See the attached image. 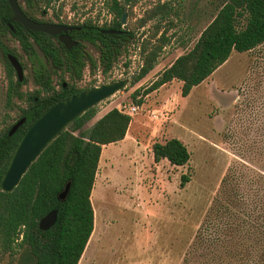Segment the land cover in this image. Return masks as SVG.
<instances>
[{"label": "rangeland", "instance_id": "1", "mask_svg": "<svg viewBox=\"0 0 264 264\" xmlns=\"http://www.w3.org/2000/svg\"><path fill=\"white\" fill-rule=\"evenodd\" d=\"M115 1L125 9L124 28L134 31L135 40L107 75L85 68L77 86L96 87L123 79L129 83L95 106V116L84 129L103 111L115 108L128 114L136 106L131 98L135 90L140 91L137 99L141 98L142 105L130 115L126 140L103 151L110 159L98 165L90 197L94 228L80 264H185L212 210L225 220L235 214L242 219L249 205L264 197V44L251 52H233L186 97L181 96L179 81L143 96L162 70L192 48L209 21L210 2L216 0ZM164 3L169 12H159L157 7ZM41 5L45 20L54 21V14H59L65 22L90 19L101 25L113 17V0H54ZM152 13L153 18L149 17ZM161 34L168 43L153 70L132 84L143 63L142 44L146 43L148 51ZM3 44L18 52L13 40H3ZM37 57L43 64L39 53ZM24 62L23 85L18 90L27 93L39 89L34 74L40 64ZM11 78L16 81L15 73ZM59 80V75L53 76V85ZM8 88V67L0 48V132L26 106L24 101L9 100ZM170 139L186 146L190 154L186 165L153 162V144ZM183 174L189 181L181 188ZM218 227L222 233L223 226ZM19 240L11 249L0 247V264H36L27 248L18 245Z\"/></svg>", "mask_w": 264, "mask_h": 264}, {"label": "trees", "instance_id": "2", "mask_svg": "<svg viewBox=\"0 0 264 264\" xmlns=\"http://www.w3.org/2000/svg\"><path fill=\"white\" fill-rule=\"evenodd\" d=\"M26 1L31 5L33 0ZM45 3L47 5L49 1ZM210 5L213 10L209 13V21L199 32L192 48L164 69L143 91V96L176 80L182 83L181 96L186 97L194 87L202 84L222 66L233 52H251L264 44V0H216ZM157 8H160L159 12L170 11L166 3ZM41 9L40 2V15ZM124 10L113 0L110 7L113 24L104 29L118 30ZM154 16L155 13H152L149 17ZM55 17L59 18V14H55ZM11 18L8 3L0 0V47L8 67L7 97L26 103L25 108H20L17 119L0 132V182L13 151L27 129L55 104L95 87L77 86L85 68L92 74L100 71L102 75H107L128 45L135 40L133 30L122 35L101 34L98 29L89 28V22L82 26L81 31L73 32V35L75 40H85L93 45L97 54L95 58L81 43L67 50L58 42L54 43L48 35L28 32L51 66L50 69L40 66L34 77L39 89L24 94L18 90L22 83L12 82L14 71L6 59V54H16L1 43L3 38L10 35L20 41L23 39V46L29 47L28 39L20 37L21 32H27L12 22ZM153 37H156V33ZM167 43L168 38L161 34L148 51L146 43L142 44V67L132 84L153 70ZM57 75L60 80L55 86L52 76ZM65 77L69 81L66 82ZM139 95V90L131 95L136 106L142 105L141 98L137 99ZM94 116L95 107L74 120L30 165L12 192L0 190V247L11 249L20 239L18 245L27 248L36 264L81 263L94 228L90 196L102 147L122 141L131 122L129 114L114 108L90 128L84 129ZM22 118H25L24 123L9 135L12 126ZM151 154L154 163L167 160L176 167L186 165L190 158L186 146L177 139L153 144ZM188 181L187 174L181 175L180 187H184ZM67 184V197L64 202H59L57 196ZM258 199L243 212L245 216L242 219L236 218L235 214L228 215L229 220H225L224 215L212 210L206 224L197 234L185 264H264L263 195ZM52 210H57L55 224L49 230L41 231L38 228L39 220ZM220 225L223 226L222 233L218 227Z\"/></svg>", "mask_w": 264, "mask_h": 264}, {"label": "water", "instance_id": "3", "mask_svg": "<svg viewBox=\"0 0 264 264\" xmlns=\"http://www.w3.org/2000/svg\"><path fill=\"white\" fill-rule=\"evenodd\" d=\"M10 10L13 14L12 21L21 24L26 30L32 32H42L49 35H64L59 37L61 43L66 48L75 45L68 35L67 31L72 28L50 23H37L28 19L21 11L17 0H7ZM122 23H125V14L122 16ZM103 33H117L114 31H104ZM8 61L16 73L19 82L23 81V71L12 55H8ZM129 83L128 79L112 81L93 88H89L73 96H70L55 104L45 111L25 132L13 151L5 172L1 177L0 190L4 193H10L18 185L23 175L27 172L30 165L35 162L43 150L55 140L61 132L74 120L83 115L86 111L94 108L99 103L109 99L116 93L124 89ZM25 118L20 119L10 129L9 135H12L24 123ZM69 191V184L58 194L57 200L64 202ZM57 210L48 212L38 222V228L41 231L49 230L56 222Z\"/></svg>", "mask_w": 264, "mask_h": 264}, {"label": "flooded vegetation", "instance_id": "4", "mask_svg": "<svg viewBox=\"0 0 264 264\" xmlns=\"http://www.w3.org/2000/svg\"><path fill=\"white\" fill-rule=\"evenodd\" d=\"M44 1V4L46 5V1H49V4H47L46 6L50 5L52 1L54 0H42ZM41 0H33L32 1V4H28L26 0H17V3L21 9V11L23 12V14L30 20L34 21V22H37V23H50V24H57V25H62V26H67V27H70L72 28L71 30L67 31L66 35H68L70 37V39L75 42V45H73L71 48H66L65 45L63 43L60 42L59 40V37L64 35V33H60L59 35H49V34H46V33H43L45 35H48L50 37H52V41L54 43L58 42L59 44H61L65 49L67 50H70L74 47H76L79 43H81L82 45L85 46L86 50L89 51L90 54H92V52L94 51L95 52V49L93 47V45H91L90 42L88 41H85V40H75L74 38V35H73V32H78V31H81L82 29V26H84L85 24H89L90 22V26L89 28H96L100 31L101 34H110V33H103L104 31H114V32H121L120 34H117V33H113V34H117V35H122L123 33L127 32V30H125V25H126V17H127V13L125 11L122 12L121 14V17L119 19V29L118 30H106L104 29V27H109L113 24V17L112 19L108 22V23H103L101 25L97 24L96 22L90 20V19H86L84 20L83 22L79 23L78 21L77 22H65L62 18H56L55 17V14H54V17H55V20L54 21H51V20H45L44 17L46 15V11L44 9H41V15L38 14V4L40 2H42ZM56 1H61V0H56ZM7 2V0H6ZM39 2V3H38ZM9 6V5H8ZM10 8V7H9ZM43 8V6H42ZM12 13V12H11ZM123 14H125V23H122V16ZM13 16V14H12ZM35 18V19H33ZM11 21H12V18H11ZM13 22V21H12ZM15 23V22H14ZM18 24L24 31H26L27 33H20V37L21 38H27L28 39V42H29V47L28 48H25L23 46V43H22V40L20 41L19 39L17 38H12L10 35H8L7 37L3 38L2 39V46H5L3 44V40L7 41V40H13L16 44H17V48H18V52H15L16 56L15 55H12V54H6V59L8 60V55H12L16 58V60L18 61V63L20 64L21 68H22V71H23V80H24V72H25V68H26V65H25V62H24V59L25 60H33V62H35V64H38L39 62V68L41 65H44L45 67L48 66L47 69H50V64L51 62L48 60V58L45 56V54L40 50V48L38 47V45L36 44L35 42V39L32 35H30L28 32H31V33H38V32H32L30 30H26L21 24L19 23H16ZM8 27L9 29L11 30V32H13L14 30L12 29L11 25L8 24ZM42 33V32H41ZM1 46V45H0ZM7 47V46H5ZM1 48V47H0ZM9 48V47H7ZM39 53L40 55V58L43 59V64L42 62L38 61V57H37V54ZM93 55V54H92ZM4 56V54H3ZM9 62V61H8ZM10 64V63H9ZM12 68V67H11ZM38 68V69H39ZM13 69V68H12ZM37 69V70H38ZM36 70V71H37ZM14 71V70H13ZM15 73V71H14ZM36 74V72H35ZM35 74H34V77H35ZM16 75V73H15ZM12 77V76H11ZM12 79V78H11ZM52 79H53V76H52ZM16 81H18L17 79V76H16ZM15 82V81H14ZM23 82V81H22ZM22 82H19V83H22ZM23 85V83H22ZM21 85V86H22ZM20 86V87H21ZM19 88V87H18ZM20 92V91H19ZM22 93V92H21ZM25 94V93H24ZM18 100V99H17ZM22 101V100H20ZM25 102V101H24ZM25 108V107H24ZM19 121V120H18ZM17 121V122H18ZM14 126V125H13ZM12 126V127H13ZM17 242V241H16Z\"/></svg>", "mask_w": 264, "mask_h": 264}, {"label": "crops", "instance_id": "5", "mask_svg": "<svg viewBox=\"0 0 264 264\" xmlns=\"http://www.w3.org/2000/svg\"><path fill=\"white\" fill-rule=\"evenodd\" d=\"M171 64H172V63H170V64L167 66V68H168ZM165 69H166V68H165ZM162 71H163V70H162ZM173 81H176V80H173ZM173 81H171L170 83H167V84L161 86L159 89H157V90H155V91H159V90L162 89L163 87H166L167 85H170ZM180 83H181V82H180ZM181 85H182V83H181ZM153 92H154V91H153ZM108 111H110V110H107V111H103V112H101V113L99 114L97 120H98L99 118H101L104 114H106ZM97 120H96V121H97ZM130 123H131V122H130ZM128 128H129V127H128ZM127 137H128V130H127V133H126L124 139H123L122 141H119V142L113 144V145H119V144H122V143L126 140ZM110 145H112V144L104 145V146L102 147V151H101V155H100V159H99V163H98V165L100 164V162H101L102 159H104V158H109V157H110V156H107V155H104V154H103V153H104L103 151H104L105 147L110 146ZM121 148H122V146L119 148V153L122 152ZM109 159H110V158H109ZM97 170H98V169H97ZM96 173H97V172H96ZM90 197H91V196H90Z\"/></svg>", "mask_w": 264, "mask_h": 264}, {"label": "built area", "instance_id": "6", "mask_svg": "<svg viewBox=\"0 0 264 264\" xmlns=\"http://www.w3.org/2000/svg\"><path fill=\"white\" fill-rule=\"evenodd\" d=\"M124 108H125V107H124ZM138 109H139L138 106H133V107H131V108L129 109L128 114H129V115H133V114H135V113L138 111ZM124 113H125V112H124Z\"/></svg>", "mask_w": 264, "mask_h": 264}]
</instances>
